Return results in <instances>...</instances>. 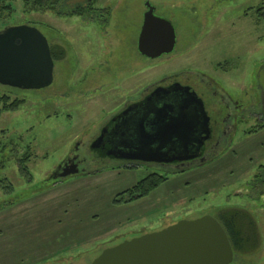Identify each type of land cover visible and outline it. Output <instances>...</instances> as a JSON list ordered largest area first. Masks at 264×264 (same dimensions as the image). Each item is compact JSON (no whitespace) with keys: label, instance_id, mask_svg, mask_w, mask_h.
Returning <instances> with one entry per match:
<instances>
[{"label":"rangeland","instance_id":"rangeland-1","mask_svg":"<svg viewBox=\"0 0 264 264\" xmlns=\"http://www.w3.org/2000/svg\"><path fill=\"white\" fill-rule=\"evenodd\" d=\"M87 1L62 0L42 11L9 0L14 12L0 16V30L35 26L66 50L48 87L0 83V96L24 100L0 117V264H91L113 240L232 207L255 217L261 239L256 252L235 254L232 264H264V22L257 14L264 0H99L84 15L72 14ZM148 4L177 33L175 50L156 59L138 48ZM165 77L194 84L206 101L218 121L208 147L227 116L223 91L247 109L230 120L238 126L232 143L208 153L214 161L159 171L167 180L133 201L137 193L128 190L154 172L124 165L137 162L104 164L86 149L89 175L52 178L78 138L89 143L129 96ZM22 158L29 159L22 163L27 174L20 173Z\"/></svg>","mask_w":264,"mask_h":264},{"label":"water","instance_id":"water-1","mask_svg":"<svg viewBox=\"0 0 264 264\" xmlns=\"http://www.w3.org/2000/svg\"><path fill=\"white\" fill-rule=\"evenodd\" d=\"M155 11L154 6L147 5L138 40L140 53L151 59L172 53L177 44L174 24L157 16ZM54 69L51 45L39 28L22 24L0 30L1 84L25 90L43 89L54 82ZM161 92L171 96L161 100L164 105L154 107ZM136 119L135 135L139 143L131 144L127 154L115 157L167 161L165 144L170 143L169 154L179 146L177 154L181 156L177 159L184 161L198 156L210 137V119L204 100L181 83L150 94L144 113ZM151 124L153 129H150ZM73 174L65 171L52 178ZM234 257L226 229L216 216L206 214L191 220L182 219L161 230L107 247L91 264H231Z\"/></svg>","mask_w":264,"mask_h":264},{"label":"flooded vegetation","instance_id":"flooded-vegetation-1","mask_svg":"<svg viewBox=\"0 0 264 264\" xmlns=\"http://www.w3.org/2000/svg\"><path fill=\"white\" fill-rule=\"evenodd\" d=\"M175 83H181L182 85H185V86L194 85L190 83L189 84L183 83L179 81L177 78L165 77V78H162L148 85L147 88L141 90L140 92H136L132 94L131 97L129 96V98L125 100L121 108L117 109L115 113H112L111 117H109V119H107L104 122V124L101 126L100 130L98 131V134L89 143L84 141L83 137H80L75 141L69 154L64 159H61L59 164L52 171L51 173L52 177L57 176L60 173H63L65 171H67L70 174L74 173L73 175H70L72 177L89 175L91 172L88 170V167H87L88 157L83 154V151L86 149L91 150L92 152L95 151L96 156L104 164H107L106 158H115L114 155H119L121 153L124 154L128 152L131 149V146H132L131 144L139 143V138L135 135L137 132V124H138V121L136 118L138 117L139 114L144 113V110L146 109V106L148 104V97L150 96V94H153L158 89L161 90V89L170 87ZM193 87H194V91L199 95V93L197 92L195 88V85ZM210 87L212 88V85ZM212 93H214L215 96L218 95V91H212ZM169 96H171V94L166 95V94H162L161 92L158 99L154 102L155 104L154 107H157L160 104L162 105L164 101H161V100ZM221 98H222L221 99L222 102L225 104L227 116L226 118H223L222 120H220L219 122L220 126L217 129V141L215 142L214 145H211L210 147H208V144L213 140L215 136L216 123L218 121L216 119L213 122L212 120L213 118L206 105V101L202 98L204 100L205 107H206V110L208 112L209 119H210V137L204 142V145L201 151L198 152V156H195L188 160L181 161L179 160V158L177 159L178 156H181L177 154V152L179 151V146L177 147L178 149L177 151H173L172 153L169 154V149H171L172 145L170 143H167L165 144V147L167 149V154L164 156L166 159H168L167 161L146 162V161H141V160H129V159L118 158V157L116 158L122 159L125 161L137 162V163L127 162L124 165L125 166L129 165L130 168L145 167V168L153 169L152 171L154 172H152V174H158V175H161L159 171H164L168 173L172 172L173 174H178V173L190 170L192 168H198L204 163H210L214 161L215 159L214 156H215V153L218 147L223 145L225 141L227 142V140H229V142H227V144L229 143L228 144L229 146L232 143L234 136H235V132L238 129V126L235 125L234 123L231 124L230 120L235 119V117L239 115L243 116L244 113L247 111L245 107L242 108V104L239 101H233V98H231L227 93H225V91H223V94H221ZM253 110L254 108L251 109V111ZM260 114H262V111H260L258 115ZM150 129H153V124H151ZM94 146H98L96 150L93 149ZM228 146L226 148H228ZM181 149L183 150L182 147ZM119 151H122V152H119ZM214 151H215L214 154L210 156L208 155V153H211ZM188 152L186 153V155L188 154ZM195 153H197V151ZM70 176H67L65 178L59 177V178H53V179H58V180L64 179L65 180ZM167 226L169 225H164L158 228L157 230H161ZM146 232L148 233L151 231H143L142 233L137 234V236L143 235ZM134 237L136 236L134 235ZM121 238H122L121 240L120 238L117 239L118 241L113 240L111 242V245H108L105 248L116 245L126 239H131V238H128L127 236H123Z\"/></svg>","mask_w":264,"mask_h":264},{"label":"trees","instance_id":"trees-1","mask_svg":"<svg viewBox=\"0 0 264 264\" xmlns=\"http://www.w3.org/2000/svg\"><path fill=\"white\" fill-rule=\"evenodd\" d=\"M8 1L9 0H0V16H4L5 13L12 14L14 12L12 3H8ZM61 1L62 0H24V4L26 9L30 7L29 10L38 9L47 11L55 10L57 4L61 3ZM98 2L99 0H88L86 4L77 6L72 14L82 16L87 11L93 9ZM257 14L259 20L264 22V5L258 7ZM51 51L54 60H60L66 57V50L64 47L51 45ZM22 103H24V100H11L8 95L0 96V117L4 112L18 110ZM262 127L264 126H260L259 128ZM28 160V158H22L18 161V163H21L20 173L27 174V166L22 163H26ZM166 180V177L158 174H152L140 180L133 188L128 190L131 193H137V196H132L130 201L148 196ZM217 218L226 229L236 255L253 253L258 250L261 240L258 223L249 211L236 207L227 208L221 210Z\"/></svg>","mask_w":264,"mask_h":264},{"label":"crops","instance_id":"crops-1","mask_svg":"<svg viewBox=\"0 0 264 264\" xmlns=\"http://www.w3.org/2000/svg\"><path fill=\"white\" fill-rule=\"evenodd\" d=\"M261 99H262L261 103L263 104V102H264V98L261 97Z\"/></svg>","mask_w":264,"mask_h":264}]
</instances>
